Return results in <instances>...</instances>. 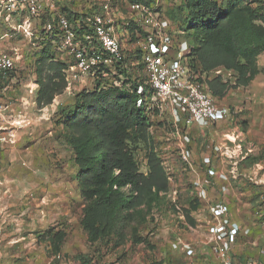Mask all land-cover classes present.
<instances>
[{
    "label": "rangeland",
    "instance_id": "obj_1",
    "mask_svg": "<svg viewBox=\"0 0 264 264\" xmlns=\"http://www.w3.org/2000/svg\"><path fill=\"white\" fill-rule=\"evenodd\" d=\"M83 2L78 0L73 8ZM180 2L158 0L166 17ZM240 4L256 9L257 19L264 21V0H240ZM11 43L20 48L24 59L6 89L0 91V127L9 128L14 122H21V126L15 129V145L0 144V234L5 233L1 236L3 243L13 240V236L25 239L21 247L16 242L8 243L9 249L16 246L17 255L0 252V264H216L209 253L205 217L192 201L187 170L172 151L174 146L160 142L157 127L149 133L168 178L166 194L130 211V218L118 223L110 233L91 234L83 228L86 202L80 197L77 167L68 144L71 134L63 125L75 108L78 89L65 87L50 105L38 109L36 80L42 68L34 63L35 53L42 46L29 44L20 36L13 37ZM254 69L247 87L230 88L224 98L217 100L219 106L228 110V116L218 123L214 137L193 136L185 144L194 150L196 164L227 134L230 139L234 135L242 152L248 153L240 170L260 165L264 173V51L255 59ZM217 75L230 85L237 77L223 69L208 77ZM86 84L84 88L91 90L92 85L88 81ZM128 149L138 171L146 175L145 146L130 144ZM237 187L230 192L237 204L234 216L251 227L253 233L255 223L249 218L251 189L245 181ZM214 191L217 194V188ZM256 195L255 192L253 197ZM259 235L255 245L251 244L253 236H249L235 247L239 259L247 257L264 264L260 254L264 238L261 232ZM185 242L193 247L194 256L186 257L181 252L180 245Z\"/></svg>",
    "mask_w": 264,
    "mask_h": 264
},
{
    "label": "built area",
    "instance_id": "obj_2",
    "mask_svg": "<svg viewBox=\"0 0 264 264\" xmlns=\"http://www.w3.org/2000/svg\"><path fill=\"white\" fill-rule=\"evenodd\" d=\"M77 1L0 0V91L24 59L20 48L11 43L17 36L29 44L49 43L53 60L65 66L68 90L86 89L87 81L92 88L96 82L101 88L122 87L127 80L123 73H129L131 80H137L136 105L144 108L149 131L158 128L160 142L174 146L172 151L187 170L191 196L201 203L199 214L205 217L209 253L216 264H258L235 253V247L252 232L233 219L229 197L233 185L245 181L260 189L264 206V173L260 165L240 170L248 153L242 152L234 135L230 139L225 134L224 141L198 164L194 150L185 145L190 137L204 138L225 121L228 110L209 93V74L190 62L192 46L184 34L175 30L158 0H84L74 9ZM131 85L125 88L132 91ZM19 126L21 122L0 127V144L15 145ZM255 217L264 236V209L256 211ZM180 250L187 257L195 255L186 242ZM260 254L264 256V250Z\"/></svg>",
    "mask_w": 264,
    "mask_h": 264
},
{
    "label": "trees",
    "instance_id": "obj_3",
    "mask_svg": "<svg viewBox=\"0 0 264 264\" xmlns=\"http://www.w3.org/2000/svg\"><path fill=\"white\" fill-rule=\"evenodd\" d=\"M180 1L167 17L192 46L190 62L202 73L223 69L237 76L233 85L219 75L207 79L211 96L221 100L230 88L247 87L255 74V59L264 51V21L257 19L258 11L240 0ZM67 18H72L69 11ZM40 45L34 65L42 68L37 72L36 106L43 109L62 94L66 82L64 64L52 61L49 43ZM123 74L127 80L122 87L101 88L96 82L91 90L78 91L75 108L63 121L71 134L68 144L77 167L80 197L86 202L82 226L91 234L114 231L118 223L130 218V211L156 201L168 189L166 172L149 133V118L136 105L137 80ZM127 83L132 84V91L125 88ZM138 143L146 148V175L138 171L128 149ZM192 198L199 209L201 203Z\"/></svg>",
    "mask_w": 264,
    "mask_h": 264
},
{
    "label": "crops",
    "instance_id": "obj_4",
    "mask_svg": "<svg viewBox=\"0 0 264 264\" xmlns=\"http://www.w3.org/2000/svg\"><path fill=\"white\" fill-rule=\"evenodd\" d=\"M220 125L219 124H217V125H215L212 129H210V130H208L207 131V133H206V136H204V138L205 139H210V138H212V137H214L213 135V133H214V131L216 130V128H218ZM195 137H197L196 135H195ZM197 138H199V137H197ZM16 143H17V141H16ZM38 144V142L37 143H34V145L33 146H36ZM32 147V146H31ZM31 147H29V148H31ZM237 186H239V185H233V189L235 190H237V188H239V187H237ZM249 187H250V189H251V193H250V195L252 196V198H253V194L256 192L257 193V195L256 196H254L255 197V199L252 201L251 200V202H250V204L252 205L251 206V216H249V218L251 219V222H254L255 224H254V228L255 229H253L254 230V232L253 233H251V236H253V237H251L250 239H253V241L255 240V241H257V240H260V235H259V232H261L262 233V235L261 236H263V231L262 230H260V227L256 224V217H255V212L256 211H258L259 209H264V206L262 205V203H261V200H260V197H261V193H260V189H258L257 187H255V186H253V185H250L249 184ZM232 189V190H233ZM235 198V195H232V197L229 199V202H230V209H231V214H232V217H233V219L234 220H236L237 222H239V223H243V222H241V221H239L235 216H234V208H235V206L237 205L236 204V202L234 201V198ZM245 224V223H244ZM246 225V224H245ZM259 230L258 232H256V230ZM1 236H5V233L4 234H0V252H7V251H9V252H12V256L13 255H17V252H18V249L16 248V246H14L13 248H11V249H9L8 247L10 246L8 243H11V242H16V244L17 245H19L20 247L23 245L22 243L23 242H21V241H23V239H25L23 236H17V237H14L13 236V240H10V241H6V242H2V240L3 239H1ZM263 238H264V236H263ZM22 239V240H21ZM254 241V242H255ZM256 243V242H255ZM19 254H20V252H19ZM39 256H41V255H39ZM213 259L215 260V258L213 257ZM215 263H216V261H215Z\"/></svg>",
    "mask_w": 264,
    "mask_h": 264
}]
</instances>
